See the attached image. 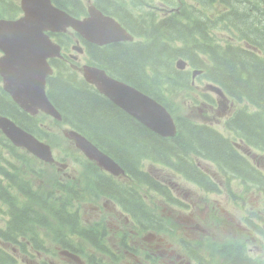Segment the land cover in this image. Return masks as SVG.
Listing matches in <instances>:
<instances>
[{
  "label": "trees",
  "instance_id": "obj_1",
  "mask_svg": "<svg viewBox=\"0 0 264 264\" xmlns=\"http://www.w3.org/2000/svg\"><path fill=\"white\" fill-rule=\"evenodd\" d=\"M153 1L94 0L97 7L118 18L139 38L136 42L96 48L97 64L112 69L169 110L168 99L172 93L194 88L192 68L202 69L204 72L199 77L220 86L230 97L262 110H238L228 124H233L234 132L240 133L247 143L256 147L264 145V18L258 16L264 14V0H157L172 9L157 20L153 11L151 18H145L149 11L144 6ZM53 2L75 16L87 11L84 0ZM0 11V18L14 19L20 15L21 8L17 0H0ZM56 38L64 46L74 40L68 32ZM181 57L190 62L191 68L177 67ZM54 67L56 72L48 80V93L62 114V123L79 130L111 155L137 184L149 183V189L160 190L170 199L171 195L158 180L141 171L142 162L145 159L162 161L175 173L184 174L198 183L202 176L191 173L197 169L193 162L195 155L217 162L223 172L230 171L232 176H239L245 182H261L262 176L241 156L232 141L211 125L178 116L177 134L173 138L159 136L104 99L74 68H69L63 61H58ZM0 114L11 117L41 139L47 136L39 118L20 109L1 88ZM3 149L14 154L19 148L4 135L0 139V201L9 206V218L5 226L0 225V241L14 244L30 235L35 247L41 249L43 241L39 239L37 228L46 226L45 218L20 199L22 195L27 200H36L38 196L30 182L19 178L18 167L12 159H21L14 155L9 159L2 153ZM245 170L250 176L243 174ZM96 186L99 193L108 197L133 198L135 204L141 203L135 201L139 197L135 191L112 181L107 175L99 174ZM47 214L61 227H69L70 233L90 237L91 233L81 225L78 211L56 208L47 210ZM142 221L150 223L145 219ZM233 261L260 264L238 257ZM0 264H17L15 254L3 246H0Z\"/></svg>",
  "mask_w": 264,
  "mask_h": 264
},
{
  "label": "rangeland",
  "instance_id": "obj_2",
  "mask_svg": "<svg viewBox=\"0 0 264 264\" xmlns=\"http://www.w3.org/2000/svg\"><path fill=\"white\" fill-rule=\"evenodd\" d=\"M144 8L149 11L145 13V18H151L150 14L153 11L152 13L157 16L156 20L172 10L157 0L146 4ZM258 16L264 18L263 13H259ZM66 54L70 55V52L66 51ZM78 64L81 69L84 60L80 59ZM195 77L196 83L193 89L174 92L168 99L172 114L208 123L222 136L234 142V145L239 144V149L244 154L241 156L264 179V145L258 146L259 148L254 145L246 146L240 137L241 134L237 135L234 132L233 124H228L232 114L245 106L221 101L222 98L211 93L207 87L209 82L205 78H198V74ZM0 85H2L1 79ZM212 100L215 103L211 102ZM39 117L43 129L47 131L43 141L51 145L59 163H44L23 148L15 150L14 154L5 149L2 153L9 159H12L13 155L21 159L20 161L12 159L18 167L16 171L19 178L30 182L37 196H40L45 203L46 209L43 210L42 215L46 226L37 228L38 236L44 243L41 248L44 264L51 260L61 264L67 262V259L60 254L59 246L61 245L57 242L70 233V228L60 227L58 221L47 214V210L65 208L71 212L78 211L82 226L86 221L98 218V212L93 209V206H103L104 212L110 216L114 211L107 201L105 203V199L95 187L97 173L101 174V169L95 161L88 159L73 141L65 137L64 133L68 126L56 123L49 117ZM0 139H3L1 130ZM234 147L236 149L237 146ZM193 162L197 169L191 173L197 172L202 176V181L198 183L174 173L162 161L156 165L148 163L147 159L142 162L143 173L149 172L154 179L163 180V183L159 185H163L172 196L173 204L166 199L168 195L137 184L128 176L115 177L122 185L136 192L139 196L136 202L147 205L146 216L162 224L158 230L152 228L150 230L153 232L141 233L142 240L146 242L152 256L159 257L155 245L160 238L169 248L188 247L182 246V243L195 246L198 250L196 255L204 264H225L224 257L229 256L233 259L238 255L253 262L264 260V181L259 178L261 182L258 183L245 182L239 176H232L230 171L223 172L216 162L200 155H195ZM61 164H66V167ZM241 174L236 173V175ZM243 174L250 176V172L246 170ZM195 178L197 179V176ZM5 183L8 184L9 180H5ZM13 191L20 194L16 189ZM22 196L23 203L30 208H40L38 203ZM119 199L134 203L133 198ZM8 209V204L0 201V225L2 226H5L9 218ZM136 214L140 216L139 212ZM144 228L148 230L150 225L145 224ZM138 236L133 235L134 238ZM64 241L68 242L66 238ZM125 241L129 240L125 239ZM24 242L27 244L25 240ZM102 244L108 247V253L105 255H102L100 249L88 239L69 242L71 247L75 245L79 249L82 260L91 263L140 264L139 260L144 256V252H133L127 248H125L126 251L122 249L114 252L105 241L102 240ZM0 246L15 254L17 264H36L40 258L39 254L27 245L26 252L23 251L21 244H6L0 241ZM155 260L158 261L157 258Z\"/></svg>",
  "mask_w": 264,
  "mask_h": 264
},
{
  "label": "water",
  "instance_id": "obj_3",
  "mask_svg": "<svg viewBox=\"0 0 264 264\" xmlns=\"http://www.w3.org/2000/svg\"><path fill=\"white\" fill-rule=\"evenodd\" d=\"M20 6L23 12L20 17L0 19V76L4 89L23 110L31 114L42 110L61 120L60 112L46 92L47 78L54 72L49 58L60 56L61 46L51 39L48 32H65L68 28H73L87 41L99 45L133 40L134 36L115 18L105 15L93 5L89 7V16L82 19L55 6L52 0H21ZM74 49L83 51L79 42ZM177 65L184 69L187 62L181 59ZM83 70L84 77L94 83L101 93L110 97L150 130L162 137L176 135L174 117L156 99L112 79L103 69L86 65ZM217 91L220 93V90ZM0 128L16 146L25 147L44 161H54L50 145L23 129L11 118L1 115ZM66 136L72 138L100 166L114 174L124 172L112 157L77 130H68Z\"/></svg>",
  "mask_w": 264,
  "mask_h": 264
},
{
  "label": "flooded vegetation",
  "instance_id": "obj_4",
  "mask_svg": "<svg viewBox=\"0 0 264 264\" xmlns=\"http://www.w3.org/2000/svg\"><path fill=\"white\" fill-rule=\"evenodd\" d=\"M69 34H74L70 31H68ZM55 39L56 36L59 35V33H53L52 34ZM80 43L82 45V52L74 50L73 45L74 42H77V39H74L75 41L71 42L69 46H63L64 49L70 52V55H67L66 52L63 50V54L61 57H56L52 59L53 65L57 66V62L62 61L69 67L71 65L72 67H77V63L80 59L84 60V64H90V65H96L100 68H103L97 64V54L98 50L96 48L98 47H105V45L100 46L94 43H91L87 40H83L81 37ZM59 42V41H58ZM124 42H132V41H117L110 44H117V43H124ZM60 43V42H59ZM61 44V43H60ZM108 45V44H107ZM74 53H71V52ZM1 54V53H0ZM101 63V62H100ZM69 64V65H68ZM82 65V66H83ZM105 67V66H104ZM70 68V67H69ZM104 69L107 74L111 78H116L119 80H122L124 82L128 81L124 77H121L120 75L116 74L112 71V69H109L105 67ZM84 81L91 86L92 88H95V85L88 82L84 79ZM98 91V90H97ZM99 94H101L104 99L111 102L113 105L124 111L122 108H120L117 104H115L114 101H112L108 96L98 91ZM214 95V94H213ZM222 98L221 101L226 100V96L224 94L220 95ZM211 102H214L212 100ZM215 103V102H214ZM126 112V111H124ZM127 113V112H126ZM128 114V113H127ZM130 115V114H129ZM131 116V115H130ZM102 170V169H101ZM103 175L108 174L106 171L102 170ZM111 180L115 182V177L111 176ZM146 187L150 186V184L145 183ZM103 197H102V196ZM100 197L105 199L108 202V204L113 208V214L112 216L108 215L107 212H104L103 206H93V209L98 212V218L96 220H88L84 224L85 229L89 230L92 235L95 237L101 238L100 240H103L106 242V244L110 247H112L114 252H117L116 250L120 251L122 249L125 250V248L130 249L133 252H144V256L140 258L139 262L140 264H157L158 262L168 263V264H203L202 261L198 259V257L190 252L189 255L187 254V251L184 247H181L179 249L169 248L160 238L156 242V248L158 249L159 257L152 256L151 252L148 250V246L146 245V242L142 240V232H153L150 229L155 228L159 229L162 227V224L158 220H154L152 217H147L146 212H148L147 205L146 204H135L130 201L121 200L119 198H111L106 195L101 194ZM98 205V204H96ZM143 211V213H140V211ZM139 212L140 216L136 213ZM142 219L148 220L150 223L143 222ZM148 224L150 225V228L148 230H145L144 225ZM139 235L138 237L134 238L133 235ZM152 236V235H151ZM154 237V235H153ZM66 239L68 242H65L64 240H60L57 243L61 246H59L60 251H62L63 248L72 251L74 253H77L79 249L74 245L70 246L69 242H74L75 240H85L86 238L81 237L74 233H68L66 235ZM125 239H128L129 241L126 242ZM99 248L103 249L104 251L108 252V247L106 245H99ZM179 250V251H178ZM126 251V250H125ZM115 254V253H112ZM184 254V255H183ZM67 257V256H66ZM239 258H244V256L238 255L236 256ZM155 258L158 259V261L155 260ZM233 258V257H232ZM82 260V259H81ZM161 260V261H159ZM47 264H59L54 261H49ZM61 264H99V262H89L82 260L80 263L75 261L72 257H67V262L61 263ZM226 264H237L234 261H229ZM238 264H246L244 263H238ZM262 264V263H260Z\"/></svg>",
  "mask_w": 264,
  "mask_h": 264
},
{
  "label": "bare ground",
  "instance_id": "obj_5",
  "mask_svg": "<svg viewBox=\"0 0 264 264\" xmlns=\"http://www.w3.org/2000/svg\"><path fill=\"white\" fill-rule=\"evenodd\" d=\"M99 10H101L99 7H97ZM133 9V8H132ZM102 11V10H101ZM133 34V33H132ZM264 34V33H263ZM133 36H134V42H136V41H138L139 40V38L138 37H136L134 34H133ZM179 60V59H178ZM177 60V61H178ZM125 84L126 85H128V86H131V87H133V88H135V89H137L138 91H140V92H142V93H144V94H146V95H148V96H150V97H152V98H154L152 95H150V94H148V93H146V92H144V91H142L141 89H139V88H137L136 86H134V85H132V84H130V83H128V82H125ZM220 87V86H219ZM221 88V87H220ZM118 162V161H117ZM118 164L122 167V165L118 162ZM122 168H124V167H122Z\"/></svg>",
  "mask_w": 264,
  "mask_h": 264
}]
</instances>
